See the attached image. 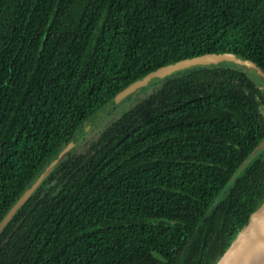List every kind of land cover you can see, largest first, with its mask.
Wrapping results in <instances>:
<instances>
[{
	"label": "trees",
	"instance_id": "16d2710c",
	"mask_svg": "<svg viewBox=\"0 0 264 264\" xmlns=\"http://www.w3.org/2000/svg\"><path fill=\"white\" fill-rule=\"evenodd\" d=\"M207 54L264 72V0H0V224L30 190L0 264L218 261L264 201V77L224 62L154 78L73 144L130 85Z\"/></svg>",
	"mask_w": 264,
	"mask_h": 264
},
{
	"label": "water",
	"instance_id": "95a60500",
	"mask_svg": "<svg viewBox=\"0 0 264 264\" xmlns=\"http://www.w3.org/2000/svg\"><path fill=\"white\" fill-rule=\"evenodd\" d=\"M232 62L236 65L243 67L249 71L255 72L258 76L264 77V72L260 67L254 64L252 61L239 58L231 54H207L204 56H198L193 59L183 60L177 62L171 66L161 68L154 73L146 76L144 79L137 81L119 93L110 103L111 106L118 104L128 95L134 92L136 89L146 86L154 78H163L171 73L183 70L197 65H210L216 63ZM264 148V139L260 146L257 148ZM72 149L70 145L59 156L61 159L66 153ZM56 161L49 167L45 174L37 181L36 186L45 178L48 171L53 167ZM35 185L33 187H35ZM30 195L28 190L18 201L4 218L0 224V230L4 224L8 221L11 215L15 212L16 208L22 204L26 198ZM215 264H264V201L255 209V211L249 217L247 223L241 228L236 235L235 239L231 242L230 246L220 256Z\"/></svg>",
	"mask_w": 264,
	"mask_h": 264
},
{
	"label": "rangeland",
	"instance_id": "374dc122",
	"mask_svg": "<svg viewBox=\"0 0 264 264\" xmlns=\"http://www.w3.org/2000/svg\"><path fill=\"white\" fill-rule=\"evenodd\" d=\"M179 71V70H178ZM166 78H157V79H164ZM154 80V79H153ZM161 83H159L158 80L155 82H149L146 86L136 89L134 92H132L130 95H128L125 99H123L118 104L111 106L108 105L107 107L103 108L101 111H99L96 115L92 117L87 123V125L80 130L77 136L74 138V143H77V141L80 139L79 146L75 150V152L81 154L85 153L86 150L90 146H86L85 144H91V141L95 140L107 127H109L118 117H120L124 112L131 109L132 107L140 104L144 100L148 98V96L157 89ZM83 133V134H82ZM79 148V149H78ZM264 156V148H259L256 150V152L253 154L252 160L257 157ZM55 165H58L59 161L54 159Z\"/></svg>",
	"mask_w": 264,
	"mask_h": 264
}]
</instances>
